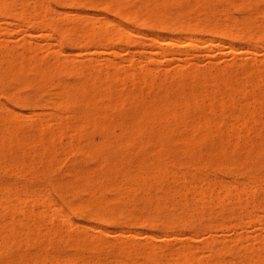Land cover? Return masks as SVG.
Wrapping results in <instances>:
<instances>
[{
	"label": "rangeland",
	"instance_id": "1",
	"mask_svg": "<svg viewBox=\"0 0 264 264\" xmlns=\"http://www.w3.org/2000/svg\"><path fill=\"white\" fill-rule=\"evenodd\" d=\"M7 1L10 6L0 7V58L8 52L10 59L9 69L0 61V263L264 264V1ZM89 28L103 39L93 36L88 43ZM76 29L92 35L80 33L82 40L73 43ZM183 139L197 147L185 150Z\"/></svg>",
	"mask_w": 264,
	"mask_h": 264
},
{
	"label": "bare ground",
	"instance_id": "2",
	"mask_svg": "<svg viewBox=\"0 0 264 264\" xmlns=\"http://www.w3.org/2000/svg\"><path fill=\"white\" fill-rule=\"evenodd\" d=\"M11 1H12V0H11ZM11 1L9 0V2H11ZM17 1H18V0H17ZM65 1H66V0H65ZM122 1H123V0H122ZM152 1H153V0H152ZM263 1H264V0H263ZM7 2H8L7 0H0V7H1L2 5H4V3H5V5H6ZM19 2L21 3L20 0H19ZM22 2H23V1H22ZM24 2H26V1L24 0ZM24 2H23V3H24ZM40 2H41V0H40ZM42 2H43V1H42ZM69 2H70V4H71L72 2L74 3V0H70ZM149 2H150V1H149ZM36 3H37V2H36ZM140 3H141V2H140ZM152 3H155V2H152ZM189 3H190V2H189ZM13 4H16V2H15V3L13 2ZM27 4L29 5V3H27ZM38 4H40V3H38ZM76 4H77V3H75L73 6H75ZM121 4H122V3H121ZM144 4H146V3L144 2ZM147 4H148V3H147ZM147 4H146V5H147ZM253 4H254V2H253ZM7 5L10 6L8 3H7ZM21 5H22V4H21ZM24 5H25V4H24ZM24 5H23V6H24ZM35 5H36V4H35ZM71 5H72V4H71ZM117 5H118V4H117ZM148 5H149V4H148ZM151 5H152V4H151ZM235 5H236V4H235ZM247 5H248V4H247ZM12 6H13V5H12ZM19 6H20V5H19ZM33 6H34V5H33ZM244 6H245V5H244ZM16 7H18V6H16ZM37 7H38V6H37ZM144 7H145V5H144ZM146 7H147V6H146ZM149 7H150V6H148V8H149ZM151 7H152V6H151ZM207 7H208V6H207ZM254 7H255V5H254ZM2 8H3V7H2ZM5 8H7V7H5ZM9 8H10V7H9ZM9 8H7V9L9 10ZM28 8H29V6H28ZM130 8H131V7H130ZM211 8H212V7H211ZM241 8H242V7H241ZM255 8H256V7H255ZM255 8H254V9H255ZM18 9H19V8H18ZM30 9H32V8H30ZM30 9H29V10H30ZM45 9H46V8H45ZM45 9H44V10H45ZM135 9H136V8H135ZM184 9H185V7H184ZM257 9H258V8H257ZM0 10H1V8H0ZM4 10H6V9H4ZM8 10H7V12H8ZM10 10H11V9H10ZM26 10H27V9H26ZM32 10L34 11L33 13H36V10H37V9H32ZM149 10H150V8H149ZM167 10H168V9H167ZM185 10H186V9H185ZM2 11H3V9H2ZM12 11H13V10H12ZM20 11H21V10H19V12H20ZM39 11H40V8H39ZM125 11H126V10H125ZM145 11H146V9H145ZM0 12H1V11H0ZM3 12H4V11H3ZM21 12H22V11H21ZM25 12H26V11H25ZM25 12H24V18L26 17V16H25V14H26ZM46 12L49 13V11H46ZM128 12H129V11H127V13H123V14H130V12H129V13H128ZM205 12H206V11H205ZM16 13H17V11H16ZM22 13H23V12H22ZM28 13H29V12H27V14H28ZM37 13H38V12H37ZM40 13H41V12H40ZM186 13H187V12H186ZM208 13H209V12H208ZM6 14H7V13H6ZM11 14H12V12H11ZM19 14H21V13H18V15H19ZM38 14H39V13H38ZM41 14H43V13H41ZM123 14H122V16H123ZM190 14H191V13H190ZM218 14H219V13H218ZM223 14H224V13H223ZM0 15H2V14H0ZM8 15H10V11L8 12ZM18 15H15V17L17 18ZM206 15H207V14H206ZM19 16H21V15H19ZM19 16H18V17H19ZM42 16H43V15H41V17H42ZM126 16H128V15H126ZM129 16L132 17L131 15H129ZM134 16H136V14H135ZM172 16H173V15H172ZM188 16H189V15H188ZM203 16H204V15H203ZM250 16H251V15H250ZM12 17H13V16H12ZM21 17H22V16H21ZM45 17H46V16H45ZM124 17H125V16H124ZM141 17H142V16H141ZM42 18H43V17H42ZM138 18H139V17H138ZM253 18H254V17H253ZM212 19H213V18H212ZM227 19H228V18H227ZM140 20H141V18H140ZM182 20H183V19H182ZM193 20H194V19H193ZM219 20H220V19H219ZM42 21H44V20H42ZM45 21H46V20H45ZM47 21H48V20H47ZM74 21H75V20H74ZM130 21H131V20H130ZM191 21H192V20H191ZM243 21H244V20H243ZM93 22H94V21H93ZM93 22H91V24H92ZM106 22H107V21H106ZM178 22H179V21H178ZM230 22H231V21H230ZM238 22H239V21H238ZM262 22H263V21H262ZM41 23H42V22H41ZM41 23H38V25H37L36 28H39V27L42 28V26H43L44 24H43L42 26H41V25L39 26V24H41ZM44 23H45V22H44ZM77 23H79V22H77ZM81 23H82V22H81ZM87 23H88V22H87ZM108 23H109V21H108ZM192 23H193V22H192ZM198 23H199V22H198ZM224 23H225V22H224ZM48 24H49V22L47 23V26H48ZM91 24H89V26H90ZM174 24H175V23H174ZM248 24H249V23H248ZM79 25H80V24H79ZM93 25H95V23H94ZM93 25H92V26H93ZM114 25H115V23H114ZM229 25H230V24H229ZM235 25H236V24H235ZM261 25H262V24H261ZM34 26H35V25H34ZM34 26H33V27H34ZM38 26H39V27H38ZM44 26H46V25H44ZM86 26H87V25H85L84 27H81V29H82V28H85V29H86ZM117 26H118V25H117ZM186 26H187V25H186ZM30 27H31V26H30ZM33 27H32V28H33ZM79 27H80V26H79ZM90 27H91V26H90ZM125 27H126V26H125ZM167 27H168V26H167ZM188 27H190L189 24H188ZM196 27H197V26H196ZM205 27H206V26H205ZM208 27H209V26H208ZM233 27H234V26H233ZM260 27H261V26H260ZM43 28H45V27H43ZM92 28H93V27H92ZM92 28H89V30H90V29L92 30ZM211 28H212V27H211ZM230 28H232V27H230ZM240 28H241V27H240ZM39 29H40V28H39ZM81 29H80V30H81ZM85 29H84V30H85ZM87 29H88V26H87ZM95 29H96V27H95ZM121 29H124V28H121ZM253 29H254V28H253ZM256 29H257V28H256ZM256 29H255V30H256ZM80 30H79V31H80ZM91 30H90V31H91ZM125 30L127 31L126 28H125ZM136 30H137V29H136ZM239 30H240V29H239ZM75 31H77V32H75V33L77 34V36L74 35L75 37H73V35H72L73 40H72V39H69L71 36L68 35L69 38L66 36L69 40L73 41V43H74L76 40H77L76 42H78V39H76V40L74 41L75 38H78V37H79V39L81 38V36H78V34H80L81 32L78 33V30H77V29H76ZM85 31H87L88 33H90V36L92 35L91 32L93 33V35H92L91 37H89V36L86 37L88 33L86 34V32H85V33L83 32L84 35L86 34V36H85V37H86V40L89 39V38H92V37L94 36V32H93V30H92L91 32L88 31V30H85ZM95 31H96V30H95ZM257 31H258V29H257ZM96 32L99 34L100 31H96ZM101 32H102V31H101ZM182 32H183V31H182ZM223 32H224V31H223ZM223 32H222V33H223ZM237 32H238V31H237ZM83 33H81V35H82ZM103 33H104V32H103ZM217 33H218V32H217ZM225 33H226V31H225ZM256 33H257V32H256ZM73 34H74V33H73ZM98 34H97V36H98ZM207 34H209V31H208ZM228 34H229V33H226V35H228ZM88 35H89V34H88ZM104 35H105V34H104ZM255 35H256V34H255ZM82 36H83V35H82ZM95 36H96V33H95ZM95 36H94V37H95ZM97 36H96V37H97ZM191 36H192V35H191ZM219 36H220V35H219ZM72 37H71V38H72ZM83 37H84V36H83ZM98 37L101 38V40H102V39H103L102 37H104V36H101V33H100V35H99ZM105 37H107V36H105ZM113 37L115 38V36H113ZM122 38L124 39L123 36H122ZM122 38H121V39H122ZM92 39H93V38H92ZM106 39H107V38H106ZM189 39H190V38H189ZM81 40H82V38H81ZM81 40H79V41H81ZM89 40H90V39H89ZM95 40H98V42L100 41L99 39H95ZM117 40H118V39H117ZM159 40H160V39H159ZM190 40H191V39H190ZM262 40H263V39H262ZM84 41H85V40H84ZM91 41H92V40H91ZM105 41H107V40L104 39L103 42H105ZM108 41H110V40H108ZM118 41H119V40H118ZM127 41H128V40H127ZM67 42L69 43L68 40H67ZM76 42H75V43H76ZM81 42H82V41H81ZM87 42H88V40H87ZM87 42H86V43H87ZM98 42H97V44H98ZM111 42H112V41H111ZM172 42H173V41H172ZM172 42H171V43H172ZM71 43H72V42H71ZM84 43H85V42H84ZM86 43H85V45H86ZM88 43H89V42H88ZM100 43H102V41H101ZM106 43H107V42H105V44H106ZM112 43H113V42H112ZM124 43H125V42H124ZM209 43H211V42H209ZM212 43H213V42H212ZM95 44H96V43H95ZM97 44H96V45H97ZM20 45H21V44H20ZM70 45H71V46H74L75 44L72 45V44L69 43V46H70ZM93 45H94V44H93ZM99 45H100V44H99ZM99 45H98V46H99ZM86 46H87V45H86ZM101 46H102V44H101ZM4 47H5V46H4ZM18 47H19V46H18ZM21 47H22V46H21ZM21 47H20V48H21ZM95 47H96V46H95ZM16 48H17V47H15V49H16ZM23 48H24V47H23ZM83 48H84V45H83ZM86 48H88V47H86ZM2 49H4V48H2ZM24 49H26V48H24ZM84 49H85V48H84ZM0 50H1V49H0ZM20 51H21V49H20ZM83 51H84V50H83ZM5 52H7V49H5ZM5 52H4V53H5ZM9 52H10V51H9ZM26 52H27V49H26ZM26 52H25V53H26ZM0 54H1V53H0ZM6 54L8 55V52L4 54L5 57H7ZM26 54H27V53H26ZM31 55H33V53H32ZM17 56H20V58H22L23 55H22V54H21V55L18 54ZM3 57H4V56H3ZM5 57H4V58H5ZM15 57H16V55H15ZM23 57H24V56H23ZM4 58L1 57V58H0V61H2V63H3L4 65L7 63V64H8V65L6 64V66L8 67L7 69H9V68H10V67H9V64H10L9 61H10V59L8 60V59L5 58V59H6V60H5ZM17 58H18V57H17ZM17 58H16V59H17ZM11 62H12V61H11ZM25 62H27V59L25 60ZM19 63H21V61H19ZM27 63H28V62H27ZM28 64H29V63H28ZM28 64H27V65H28ZM27 65H26V67H27ZM61 65H62V64H61ZM0 66H1V64H0ZM24 67H25V66H24ZM36 67H37V66H36ZM69 67H70V66H69ZM92 67H93V66H91L90 69H92ZM39 68H40V67H39ZM114 68H115V67H114ZM255 68H256V67H255ZM1 69H2V67H1ZM4 69H6V68L3 67V70H4ZM41 69H42V68H40V70H41ZM90 69H89V70H90ZM256 69H257V68H256ZM27 70H28V69H27ZM96 70H98V68H96ZM145 70H147V69H145ZM252 70H253V69H252ZM257 70H258V69H257ZM1 71H2V70H1ZM4 71H5V70H4ZM31 71H34V70H31ZM36 71H37V70H36ZM117 71H118V69H117ZM190 71H191V70H190ZM259 71H260V70H259ZM25 72H26V71H25ZM38 72H39V70L37 71V74H38ZM49 72H50V71H49ZM118 72H119V71H118ZM147 72L151 73V71H149V70H148ZM251 72L253 73V71H251ZM261 72H262V70H261ZM261 72H260V73H261ZM6 73L10 74V73L7 72V71H6ZM22 73H23V72H22ZM29 73H30V72H29ZM39 73H40V72H39ZM74 73H75V72H74ZM86 73H87V71H86ZM99 73H100V71H99ZM149 73H147V74H149ZM252 73H251V74H252ZM31 74H33V73L31 72L30 75H31ZM61 74H62V73H61ZM75 74H76V73H75ZM77 74H78V73H77ZM108 74H109V73H108ZM112 74H113V73H112ZM11 75H12V74H11ZM34 75H35V74H34ZM118 75H119V74L115 75V77L118 76ZM228 75H229V74H228ZM228 75H227V76H228ZM8 76H9V75H8ZM12 76H13V75H12ZM32 76H33V75H32ZM36 76H37V75H36ZM73 76H74V75H73ZM77 76H78V75H77ZM77 76H76V77H77ZM91 76H92V75H91ZM98 76H99V75H98ZM149 76H150V75H149ZM149 76H148V77H149ZM176 76H177V75H176ZM181 76H182V75H181ZM215 76H216V75H215ZM215 76H214V80L216 79ZM217 76H218V75H217ZM251 76H252V75H251ZM251 76H248V77H251ZM33 77H35V76H33ZM37 77H38V76H37ZM93 77H94V76H93ZM195 77H196V76H195ZM1 78H2V76H1ZM7 78H8V77H7ZM99 78H100V77H99ZM99 78H98V81H99ZM157 78H158V77H157ZM157 78H156V79H157ZM200 78H201V77H200ZM263 78H264V77H263ZM32 79H33V78H32ZM34 79H35V78H34ZM261 79H262V78H261ZM36 80H37V78H36ZM100 80H101V79H100ZM154 80H155V79H154ZM160 80H161V79H160ZM216 80H217V79H216ZM249 80H250V79H249ZM251 80H253V79H251ZM32 81H33V80H32ZM78 81H79V80H78ZM118 81H119V80H118ZM223 81H224V80H223ZM254 81H255V80H254ZM57 82H58V81H57ZM76 82H77V81H76ZM143 82H144V81H143ZM153 82H155V81H153ZM178 82H179V81H178ZM182 82H183V81H182ZM218 82H219V80H218ZM29 83H30V82H29ZM59 83H60V82H59ZM80 83H81V82H80ZM86 83H87V81H86ZM86 83H85V84H86ZM216 83H217V82H216ZM225 83H226V81H225ZM21 84H22V83H21ZM24 84H25V83H24ZM26 84H27V83H26ZM74 84H75V83H74ZM186 84H187V83H186ZM201 84H202V83H201ZM204 84H205V82H204ZM29 85H30V84H29ZM55 85H56V84H55ZM70 85H71V84H70ZM75 85H76V84H75ZM103 85H104V87H106L105 84H103ZM197 85H198V84H197ZM199 85H200V84H199ZM199 85H198V86H199ZM214 85H215V84H214ZM246 85H247V84H246ZM73 86H74V85H73ZM99 86H100V85H99ZM122 86H123V85H122ZM205 86H206V84H205ZM218 86H219V85H218ZM218 86H217V87H218ZM237 86H238V85H237ZM77 87L79 88V86H77ZM77 87H75V89H76ZM238 87H239V86H238ZM72 88H73V87H72ZM72 88H71V90H72ZM78 88H77L76 90H79ZM203 88H204V87H203ZM236 88H237V87H236ZM80 89H81V88H80ZM83 89H84V88H83ZM83 89H81V90H83ZM86 89L88 90L87 86H86ZM190 89H191V88H190ZM204 89H205V88H204ZM228 89L230 90V88H228ZM233 89H234V88H233ZM240 89H241V88H240ZM258 89H259V88H258ZM84 90H85V89H84ZM87 90H86V91H87ZM103 90H104V89H103ZM103 90H102V91H103ZM105 90H106V89H105ZM156 90H157V89H156ZM179 90H180V89H179ZM186 90H188V89H186ZM231 90H232V89H231ZM231 90H230V91H231ZM74 91H75V90H74ZM99 91H100V90H99ZM106 91H107V90H106ZM160 91H161V90H160ZM230 91H228V92H230ZM240 91H241V90H240ZM259 91H260V90H259ZM71 92H72V91H71ZM71 92H70V93H71ZM77 92H78V91H77ZM88 92H89V91H88ZM88 92H87V93H88ZM127 92H128V91H127ZM139 92H140V91H139ZM180 92H181V91H180ZM202 92H203V91H202ZM205 92H206V90H205ZM237 92H238V91H237ZM52 93H53V92H52ZM59 93H60V91H59ZM80 93H81V95H80ZM82 93H83V92L81 91V92L76 93V95L79 94L78 96H81V97H82V95H84V94H82ZM106 93H107V92H106ZM171 93H172V92H171ZM189 93H190V92H189ZM210 93H211V92H209V94H210ZM247 93H248V91H247ZM85 94H86V93H85ZM101 94H102V93H101ZM107 94H108V93H107ZM190 94H191V93H190ZM219 94H220V93H219ZM221 94H223V93L221 92ZM230 94H232V93H230ZM236 94H237V93H236ZM241 94H242V93H241ZM58 95H59V94H58ZM69 95L72 96V94L62 93V96H63V97H66V96H69ZM87 95L89 96V93H88ZM99 95H100V93H99ZM161 95H162V94H161ZM170 95H171V94H170ZM174 95H175V94H174ZM203 95H204V94H203ZM224 95H225V93H224ZM228 95H229V94H227V97H228ZM248 95H250V94H248ZM19 96H20V95H19ZM56 96H57V95H56ZM56 96H55V97H56ZM60 96H61V95H59V97H60ZM74 96H75V95H74ZM90 96H92V95H90ZM90 96H89V97H90ZM97 96H98V95H97ZM184 96H187V94L184 95ZM207 96H209V95H207ZM221 96H222V95H221ZM225 96H226V95H225ZM259 96H260V95H259ZM86 97H87V96H86ZM86 97H85V95H84V98H86ZM89 97H87V98H89ZM114 97H115V96H114ZM141 97H142V96H141ZM212 97H213V95H212ZM67 98H68V97H67ZM67 98H65V99H67ZM75 98H76V99H77V98L79 99L80 97H76V96H75L74 99H75ZM94 98H95V97H94ZM94 98H93V99H94ZM97 98H98V97H97ZM184 98H185V97H184ZM186 98H187V101H186L185 104H187V102H188L189 105H190V102L188 101V98H189V97L187 96ZM186 98H185V100H186ZM193 98H194V97H193ZM222 98H223V96H222ZM245 98H246V97H245ZM261 98H262V97H261ZM18 99L20 100L19 97H18ZM59 99H63V98H59ZM74 99H73V101L75 102ZM80 99H82V98H80ZM80 99H79V100H80ZM93 99L90 98V101H91V100L93 101ZM100 99H101V98H100ZM102 99H103V98H102ZM133 99H134V98H133ZM172 99H173V98H172ZM181 99H182V98H181ZM209 99H210V98H209ZM225 99H226V98H225ZM251 99H252L251 101H254L253 103H256L255 98H251ZM253 99H254V100H253ZM15 100H17V97L15 98ZM15 100H14V101H15ZM22 100H23V99H22ZM63 100H64V99H63ZM69 100H70V99H69ZM94 100H95V99H94ZM135 100H136V99H135ZM170 100H171V99H170ZM192 100H193V99H192ZM213 100H214V99H213ZM17 101H18V100H17ZM17 101H16V102H17ZM57 101H58V100H56V102H57ZM59 101H60V100H59ZM65 101H66V100H65ZM77 101H78V100H77ZM80 101H81V100H80ZM83 101H85V99H84ZM88 101H89V100H88ZM88 101H87V102H88ZM107 101H108V100H107ZM226 101H227V99L224 101V103H225ZM241 101H242V100H241ZM18 102H19V101H18ZM22 102H23V101H22ZM52 102H53V101H52ZM52 102H51V104L54 106V104H55L56 102H55V103L53 102L54 104H53ZM69 102H71V100H70ZM133 102H135V101H133ZM161 102H162V101H161ZM167 102H168V100H167ZM170 102H171V101H170ZM204 102H205V101H204ZM216 102H217V101H216ZM246 102H247V100H246ZM246 102H243V104L246 103ZM63 103H64V102H63ZM66 103H67V102H66ZM71 103H73V102H71ZM83 103L85 104V102H83ZM108 103H109V102H108ZM173 103H175V100H173ZM218 103H219V102H218ZM24 104H25V103H24ZM158 104H159V103H158ZM192 104H193V103H192ZM256 104H257V103H256ZM59 105H60V104H59ZM59 105L56 103V106H59ZM70 105H71V104H70ZM74 105H75V104H74ZM74 105L72 104V106H74ZM78 105L80 106L81 103H79ZM78 105H77V106H78ZM172 105H173V104H172ZM174 105H176V104H174ZM202 105H203V103H202ZM202 105H201V106H202ZM228 105H229V104H227V106H225V107H226V108H229ZM82 106H83V104H82ZM89 106H90V104H89ZM107 106H108V105H107ZM144 106H145V105H144ZM155 106H156V105H155ZM162 106H166L168 109H172L171 107L169 108V106L166 105V103H165V105H164V102H163V105H162ZM234 106H235V105H234ZM241 106H242V105H241ZM243 106H244V105H243ZM245 106H246V105H245ZM92 107H93V106H92ZM92 107H91V108H92ZM98 107H99V106H98ZM98 107H97V109H99ZM111 107H112V106H111ZM138 107H139V106H138ZM160 107H161V106H160ZM215 107H219V106H216V105H215ZM246 107H247V106H246ZM257 107H258V106H257ZM105 108H106V107H105ZM107 108H108V107H107ZM136 108H137V107H136ZM136 108H135V109H136ZM140 108H141V107H140ZM154 108H155V107H154ZM157 108H158V106H157ZM157 108H156V109H157ZM161 108H162V107H161ZM161 108H160V109H161ZM167 108H165V109H167ZM184 108H185V107H184ZM191 108H192V107L190 106V109H191ZM202 108H203V107H202ZM223 108H224V107H223ZM223 108H222V109H223ZM235 108H236V107H235ZM88 109H89V108H88ZM102 109H103V108H102ZM108 109H109V108H108ZM146 109H147V107L145 108V110H146ZM148 109H149V108H148ZM148 109H147V112H148ZM158 109H159V108H158ZM190 109H189V110H190ZM248 109H249V108H248ZM253 109H254V108H253ZM100 110H101V109H100ZM138 110H139V109H138ZM175 110H176V109H175ZM182 110H183V109H182ZM189 110H188V111H189ZM210 110H211V109H210ZM228 110H229V109H228ZM259 110H260V109H259ZM89 111H90V109H89ZM92 111H93V110H92ZM98 111H99V110H98ZM136 111H137V110H136ZM142 111H144V109H143ZM157 111H158V110H157ZM173 111H174V110H173ZM178 111H179V110H178ZM208 111H209V109H208ZM246 111H247V110H246ZM254 111H255V109H254ZM138 112H139V111H138ZM144 112H145V111H144ZM149 112H150V111H149ZM149 112H148V113H149ZM179 112H181V111H179ZM179 112H178V114H179ZM182 112H183V111H182ZM218 112H219V111H218ZM255 112H256V111H255ZM258 112H259V111H258ZM83 113H84V112H83ZM148 113H147V114H148ZM172 113H173V112H172ZM184 113H185V112H184ZM206 113H207V112H206ZM241 113L244 114L242 111H241ZM94 114H95V113H94ZM138 114H139V113H138ZM138 114H137V115H138ZM147 114H146V115H147ZM189 114H190V113H189ZM210 114H211V113H210ZM214 114H215V113H214ZM214 114H213V115H214ZM257 114H258V113H257ZM91 115H92V114H91ZM91 115H90V116H91ZM128 115H129V114H128ZM137 115H136V116H137ZM139 115H141V114H139ZM142 115H143V114H142ZM144 115H145V114H144ZM144 115H143V117H145ZM148 115H149V114H148ZM218 115H219V114H218ZM81 116H82V115H81ZM126 116H127V115H126ZM169 116H171V115H169ZM172 116H173V115H172ZM209 116H210V115H209ZM241 116H242V115H241ZM260 116H261V115H260ZM85 117H86V116H85ZM146 117H147V116H146ZM152 117H154V116H152ZM157 117H159V116H156V118H157ZM247 117H248V116H247ZM82 118H83V117H82ZM122 118H123V117H122ZM137 118H138V117H137ZM139 118H140V117H139ZM169 118H170V117H169ZM253 118H254V117H253ZM87 119H89V116L87 117ZM102 119H103V118H102ZM119 119H120V118H119ZM133 119H134V118H133ZM140 119L144 122V123H141V124H140V126H142L143 124H145V121L143 120V118H140ZM144 119H146V118H144ZM147 119H148V118H147ZM158 119H159V118H158ZM158 119H157V120H158ZM186 119H187V118H186ZM189 119H190V118H189ZM239 119H240V118H239ZM242 119H243V118H242ZM116 120H118V119H116ZM159 120H160V119H159ZM163 120H164V118H163ZM207 120H208V119H207ZM236 120H237V119H236ZM77 121H78V120H77ZM151 121H152V120H151ZM168 121H169V120H168ZM215 121H216V120H215ZM217 121H218V120H217ZM217 121H216V122H217ZM243 121H244V120H243ZM95 122H96V120H95ZM100 122H101V121H100ZM136 122H137V119H136ZM136 122H135V123H136ZM138 122H139V120H138ZM148 122L150 123V121H148ZM152 122H153V121H152ZM209 122H210V121H209ZM86 123H87V122H86ZM102 123H103V122H102ZM123 123H124V122H123ZM135 123H134V124H135ZM156 123H157V122H156ZM156 123H155V124H156ZM164 123H165V121H164ZM179 123H180V122H179ZM207 123H208V122H207ZM222 123H223V122H222ZM239 123H240V122H239ZM243 123H244V122H243ZM79 124H81V123H79ZM117 124H118V123H117ZM117 124H116V125H117ZM177 124H178V123H177ZM212 124H213V122H212ZM81 125H82V124H81ZM90 125H91V124H89V126H90ZM98 125H99V123H98ZM106 125H107V124H106ZM106 125H105V126H106ZM149 125H150V124H149ZM151 125H152V124H151ZM153 125H154V122H153ZM164 125H165V124H164ZM188 125H189V124H188ZM260 125H261V124H260ZM86 126H87V125H86ZM96 126H97V125H96ZM99 126H100V125H99ZM103 126H104V125H103ZM103 126H102V127H103ZM107 126H108V125H107ZM156 126H157V125H156ZM159 126H160V125H159ZM165 126H167V125H165ZM165 126H164V127H165ZM183 126H184V125H183ZM209 126H211L210 123H209ZM221 126H222V125H220V127H221ZM226 126H227V125H226ZM230 126H232V128H233V125H230ZM36 127H37V126H35V128H36ZM118 127H119V126H118ZM128 127H129V126H128ZM130 127H131V126H130ZM134 127H135V126H134ZM137 127H138V130L141 131V130L139 129V125H138ZM137 127H136V128H137ZM144 127H145V126H144ZM162 127H163V126H162ZM235 127H236V126H235ZM240 127H241V126H240ZM100 128H101V126H100ZM108 128H110V127L108 126ZM108 128H107V132H109V131H108ZM123 128H124V127H123ZM131 128H132V127H131ZM141 128L143 129V127H141ZM169 128H170V127H169ZM36 129H37V128H36ZM80 129H81V128H80ZM115 129H116V128H115ZM117 129H118V128H117ZM117 129H116V130H117ZM166 129H167V128H166ZM184 129H185V128H184ZM208 129H210V127H209ZM208 129H207V130H208ZM213 129H214V128H213ZM219 129H220V128H219ZM236 129H237V128H236ZM12 130H13V129H11V131H12ZM95 130H96V129H95ZM101 130H102V129H101ZM111 130H112V129H111ZM128 130H129V129H128ZM232 130H233V129H232ZM237 130H239V129H237ZM243 130H244V129H243ZM246 130H247V128H246ZM0 131H1V130H0ZM3 131H4V130H3ZM9 131H10V130H9ZM13 131H14V130H13ZM38 131H39V130H38ZM99 131H100V130H99ZM104 131H106V130H104ZM118 131H120V129H119ZM125 131H126V130H125ZM131 131H132V130H131ZM145 131H146V130H145ZM208 131H210V130H208ZM212 131H213V130H212ZM212 131H211V132H212ZM218 131H219V130H218ZM244 131H245V130H244ZM244 131H243V132H244ZM255 131H256V130H255ZM14 132H15V131H14ZM45 132H46V131H45ZM47 132H48V131H47ZM50 132H51V131H50ZM94 132H95V131H94ZM94 132H93V133H94ZM121 132H123V131H121ZM161 132H162V131H161ZM165 132H166V131H165ZM233 132H235V129H234ZM238 132H239V131H238ZM241 132H242V131H241ZM243 132H242V133H243ZM2 133H3V132H2ZM103 133H104V132H103ZM109 133H111V132H109ZM118 133L120 134V132H118ZM131 133H132V132H131ZM142 133H143V132H142ZM242 133H241V134H242ZM254 133H255V132H254ZM0 134H1V133H0ZM8 134H10V133L8 132ZM45 134H46V133H45ZM48 134H49V133H48ZM129 134H130V133H129ZM139 134H140V133H139ZM154 134H155V133H154ZM208 134H209V133H208ZM255 134H256V133H255ZM3 135H4V134H3ZM49 135H50V134H49ZM82 135H83V134H82ZM98 135H99V134H98ZM140 135H141V134H140ZM189 135H190V134H189ZM192 135H193V134H192ZM199 135H200V134H199ZM224 135H225V134H224ZM253 135H254V134H253ZM9 136H11V135H9ZM27 136H28V135H27ZM133 136H134V135H133ZM215 136H216V135H215ZM235 136H236V135H235ZM237 136H238V135H237ZM237 136H236V137H237ZM245 136H246V135H245ZM124 137H125V136H124ZM129 137H130V136H129ZM134 137H135V136H134ZM134 137H133L132 139H135ZM145 137H146V136H145ZM161 137H162V136H161ZM183 137H184V136H183ZM186 137H187V136H186ZM252 137H253V136H252ZM254 137H256V136H254ZM6 138H8V136H6ZM12 138H13V137L11 136V139H12ZM30 138H31V137H30ZM30 138H29V139H30ZM47 138H48V137H47ZM55 138H56V137H55ZM101 138H102V137H101ZM126 138H127V137H126ZM130 138H131V137H130ZM130 138H129V139H130ZM163 138H164V137H163ZM172 138H173V137H172ZM187 138H188V137H187ZM187 138H185V139H187ZM238 138H239V137H238ZM260 138H261V137H260ZM1 139H2V138H1ZM3 139H4V140H7V139L4 138V136H3ZM14 139H16V138H14ZM38 139H39V138H38ZM105 139H106V138H105ZM160 139H161V138H160ZM176 139H177V136H176ZM181 139H182V138H181ZM244 139H245V138H244ZM8 140H9V139H8ZM56 140H57V139H56ZM121 140H122V139H121ZM195 140H196V139H195ZM197 140H198V138H197ZM226 140H227V139H226ZM234 140H235V139H234ZM247 140H248V138H247ZM2 141H3V140H2ZM36 141H37V140H36ZM101 141H102V140H101ZM123 141H124V140H123ZM127 141H128V140H127ZM132 141H133V140H132ZM180 141H182V140H180ZM188 141H189V140H188ZM188 141H187V143L184 141V139H183V141H182L183 143L185 142L184 144H186V146L183 144V145L186 147V148L184 147L185 150H189L190 147H192V148L197 147V144H196L195 147H193L192 145L190 146V143H191V142H188ZM193 141H194V140H193ZM216 141H217V140H216ZM228 141H229V140H228ZM241 141H242V140H241ZM5 142H8V141H5ZM32 142H33V141H32ZM93 142H94V141H93ZM158 142H159V141H158ZM13 143H14V142H13ZM21 143H22V142H21ZM45 143H46V142H45ZM151 143H152V142H151ZM170 143H171V142H170ZM180 143H181V142H180ZM192 143H193V142H192ZM192 143H191V144H192ZM195 143H196V142H195ZM199 143H200V142H199ZM199 143H198V144H199ZM226 143H227V141H226ZM235 143H236V142H235ZM242 143H243V142H242ZM10 144H11V143H10ZM46 144H47V143H46ZM97 144L99 145V143H97ZM129 144H130V143H129ZM158 144H159V143H158ZM200 144H201V143H200ZM210 144H212V143H210ZM213 144H214V143H213ZM230 144H231V143H230ZM232 144H233V143H232ZM239 144H240V143H239ZM255 144H256V143H255ZM1 145H2V144H1ZM8 145H9V143H8ZM49 145H50V144H49ZM94 145H95V143H94ZM180 145H181V144H180ZM214 145H215V144H214ZM237 145H238V144H237ZM13 146H14V145H13ZM46 146H47V145H46ZM159 146H160V145H159ZM181 146H182V145H181ZM188 146H190V147H188ZM205 146H206V145H205ZM215 146H216V145H215ZM228 146H229V143H228ZM238 146H240V145H238ZM253 146H254V145H253ZM253 146H252V147H253ZM261 146H262V145H261ZM261 146H260V147H261ZM96 147H97V146H96ZM99 147H100V146H99ZM99 147H98V148H99ZM162 147H163V146H162ZM164 147H165V146H164ZM252 147H251V149L254 150V147H253V148H252ZM255 147H257V145H256ZM13 148H14V147H13ZM49 148H50V147H49ZM98 148H97V149H98ZM173 148H174V147H173ZM173 148H172V149H173ZM215 148H217V147H215ZM230 148H231V146H230ZM234 148H235V147H234ZM237 148H238V147H237ZM237 148H236V149H237ZM261 148H262V147H261ZM133 149H134V148H133ZM162 149H163V148H162ZM179 149H180V147H179ZM241 149H242V148H241ZM241 149H240V150H241ZM256 149H257V148H256ZM258 149H259V148H258ZM263 149H264V147H263ZM49 150H50V149H49ZM53 150H54V149H53ZM53 150H52V151H53ZM99 150H100V149H99ZM154 150H155V149H154ZM160 150H161V149H160ZM170 150H171V149H170ZM185 150H183V151H184V154H185ZM195 150H196V149H195ZM218 150H219V149H218ZM245 150H246V149H245ZM1 151H2V150H1ZM3 151H4V148H3ZM19 151H20V150H19ZM181 151H182V150H181ZM183 151H182V153H183ZM196 151H197V150H196ZM208 151H211V149H209ZM213 151H214V149H213ZM216 151H217V150H216ZM216 151H215V152H216ZM249 151H250V150H249ZM251 151H252V150H251ZM251 151H250V152H251ZM256 151H257V150H256ZM262 151H263V150H262ZM14 152H15V151H14ZM47 152H49V151H47ZM116 152H117V151H116ZM130 152H131V151H130ZM132 152H133V151H132ZM167 152H168V151H167ZM171 152H172V151H171ZM192 152H193V151H192ZM198 152H199V150L197 151V153H198ZM204 152H205V151H204ZM218 152H219V151H218ZM243 152H244V151H243ZM250 152H248L250 155L253 154V156H254L255 153H256V155H257V152L252 153V152H253V151H252V152H251L252 154H251ZM18 153H19V152H18ZM165 153H166V152H165ZM165 153H164V154H165ZM182 153H181V154H182ZM190 153H191V152H189V154H190ZM258 153H259V152H258ZM5 154H6V153H5ZM48 154H49V153H48ZM153 154H154V153H153ZM189 154H187V155H189ZM200 154H201V152H200ZM209 154H210V152H209ZM211 154H212V153H211ZM246 154H247V153H246ZM249 154H247V155H249ZM14 155H15V154H14ZM14 155H13V156H14ZM90 155H91V154H90ZM122 155H123V154H122ZM156 155H158V154H156ZM167 155H168V154H167ZM191 155H193V154H191ZM194 155H195V154H194ZM194 155H193V157H194ZM196 155H197V154H196ZM198 155H199V154H198ZM207 155H208V153H207ZM207 155H206V156H207ZM213 155H215V154H213ZM247 155H246V156H247ZM256 155H255V156H256ZM260 155H261V154H260ZM15 156H16V155H15ZM110 156H111V155H110ZM159 156H160V155H159ZM163 156H164V155H163ZM189 156H190V155H189ZM208 156H209V155H208ZM210 156H211V155H210ZM215 156H216V155H215ZM229 156H230V155H229ZM17 157H19V156H17ZM22 157H23V156H22ZM155 157H158V156H155ZM161 157H162V156H161ZM167 157H168V156H167ZM184 157H185V156H184ZM186 157H187V156H186ZM200 157H201V156H200ZM216 157H218V156H216ZM216 157H215V160H216ZM236 157H237V155H236ZM259 157H260V156H259ZM262 157H263V156H262ZM25 158H26V157H25ZM115 158H116V157H115ZM229 158H230V157H229ZM248 158H249V157H248ZM250 158L252 159L253 157L250 156ZM171 159H172V161L174 160V158H171ZM198 159H199V158H198ZM210 159H211V158H210ZM260 159H261V158H260ZM16 160H17V159H16ZM121 160H122V159H121ZM123 160H124V159H123ZM156 160H157V159H156ZM215 160H214V161H215ZM217 160H218V159H217ZM220 160H221V159H220ZM237 160H238V159H237ZM221 161H222V160H221ZM250 161H251V160H250ZM257 161H258V160H257ZM177 162H178V161H177ZM189 162H190V161H189ZM212 162H213V160H212ZM120 163H121V162H120ZM142 163H143V161H142ZM179 163H180V162H179ZM257 163H259V161H258ZM12 164H13V163H12ZM14 164H15V163H14ZM18 164H19V163H18ZM22 164H23V163H22ZM146 164H147V163L145 162V167H146ZM148 164H149V163H148ZM182 164H183V163H180L179 165H182ZM186 164H187V162H186ZM238 164H239V163H238ZM113 165H114V164H113ZM179 165H178V166H179ZM196 165H197V164H196ZM256 165H257V164H256ZM21 166H22V165H21ZM115 166H116V165H115ZM140 166H141V164H140ZM148 166H149V165H148ZM150 166H151V164H150ZM183 166H186V165L183 164ZM137 167H138V166H137ZM156 167H157V166H155V169H156ZM241 167H242V166H241ZM110 168H111V167H110ZM110 168H108V169H110ZM134 168H135V167L133 166V169H134ZM149 168H150V167H149ZM182 168H184V167H182ZM25 169H26V168H25ZM113 169H114V168H113ZM115 169H116V168H115ZM133 169H132V170H133ZM135 169H136V168H135ZM141 169H142V168H141ZM157 169H158V168H157ZM233 169H234V168H233ZM151 170H152V169H151ZM162 170H163V169H162ZM241 170H242V169H241ZM241 170H240V171H241ZM262 170H264V169H262ZM123 171H124V170H123ZM135 171H136V170H135ZM137 171L139 172V170H137ZM152 171H153V170H152ZM158 171H160V170H158ZM163 171H164V170H163ZM163 171H162V172H163ZM230 171H231V170H230ZM11 172H12V171H11ZM84 172H85V171H84ZM113 172H115V171H113ZM138 172H135V173H138ZM140 172H141V170H140ZM140 172H139V173H140ZM144 172H145V171H144ZM150 172H151V171H150ZM181 172H182V171H181ZM250 172H251V170H250ZM110 173H111V172H110ZM110 173H109V175H110ZM117 173H119V172L117 171ZM128 173H129V172H128ZM142 173H143V170H142ZM147 173H148V172H147ZM84 174H85V173H84ZM86 174H87V173H86ZM90 174H91V173H90ZM92 174H93V173H92ZM111 174H112V173H111ZM121 174H122V172H121ZM121 174H120V175H121ZM153 174H154V172H153ZM155 174H156V173H155ZM159 174H160V173H159ZM96 175H98V174H96ZM109 175H108V176H109ZM138 175H139V174H138ZM140 175H141V174H140ZM148 175H149V173H148ZM150 175H151V174H150ZM163 175H164V174H163ZM178 175H179V174H178ZM235 175H236V174H235ZM133 176H136V175L133 174ZM133 176H132V177H133ZM153 176H154V175H153ZM153 176H151V177H153ZM101 177H102V176H101ZM115 177H116V176H115ZM119 177H120V176H119ZM130 177H131V176H130ZM136 177H137V176H136ZM138 177H139V176H138ZM141 177H142V176H141ZM146 177H147V175H146ZM81 178H82V177H81ZM81 178H80V179H81ZM134 178H135V177H134ZM134 178H133V179H134ZM154 178H155V177H154ZM159 178H161V177H159ZM177 178H179V176H177ZM201 178H202V177H201ZM84 179H85V178H84ZM84 179H83V181H84ZM93 179H94V177H93ZM95 179H96V178H95ZM95 179H94V180H95ZM102 179H103V178H102ZM102 179H101V180H102ZM116 179H117V178H116ZM129 179H130V178H129ZM135 179H138V178H135ZM135 179H134V180H135ZM147 179H148V178H147ZM259 179H260V178H259ZM121 180H122V179H121ZM125 180H126V179H124V181H125ZM138 180H139V179H138ZM138 180H137V181H138ZM140 180H142V178H141ZM171 180H172V179H171ZM178 180H179V179H178ZM190 180H191V182H192V179H190ZM195 180H196V178H195ZM197 180H198V179H197ZM257 180H258V179H257ZM85 181H86V180H85ZM146 181H148V180H146ZM152 181H154V179H153ZM92 182H93V180H92ZM101 182H102V181H101ZM121 182H122V181H121ZM138 182H139V181H138ZM140 182H141V181H140ZM154 182H155V181H154ZM165 182H166V181H165ZM178 182H179V181H178ZM186 182H187V181H186ZM198 182H199V181H198ZM114 183H115V182H114ZM130 183H132V182H130ZM157 183H158V182L156 181L155 184H157ZM171 183H172V182H171ZM189 183H190V182H189ZM217 183H218V182H217ZM53 184H54V183H53ZM88 184H89V183H88ZM141 184H142V182H141ZM151 184H152V183H151ZM153 184H154V183H153ZM211 184L213 185V183H211ZM246 184H247V183H246ZM55 185H56V184H55ZM135 185H136V184H135ZM214 185H215V182H214ZM219 185H220V184H219ZM150 186H151V185H150ZM180 186H181V185H180ZM180 186H178V187H180ZM215 186H217V185H215ZM228 186H229V184H228ZM111 187H112V186H111ZM134 187H136V186H134ZM143 187H144V185H143ZM140 188H141V187H140ZM145 188H146V187H145ZM148 188H149V187H148ZM183 188H184V187H183ZM195 188H196V187H195ZM207 188H209V187H207ZM220 188H221V187L219 186V188H217V189L219 190ZM71 189H72V188H71ZM111 189H112V188H111ZM113 189H114V187H113ZM115 189H116V188H115ZM154 189H155V188H154ZM154 189H149V190H152V191H153ZM221 189H222V188H221ZM245 189H246V188H245ZM3 190H4V189H3ZM13 190H14V189H13ZM53 190H54V189H53ZM118 190H119V189H117L116 192H118ZM124 190H125V189H124ZM127 190H128V189H127ZM142 190H143V189H142ZM147 190H148V189H147ZM174 190H175V188H174ZM185 190H186V189H185ZM190 190H191V189H190ZM218 190H217V192H219ZM222 190H223V189H222ZM226 190H227V189H226ZM226 190H225V191H226ZM231 190H232V189H231ZM260 190H261V189H260ZM9 191H11V190H9ZM62 191H63V190H62ZM120 191H121V190H120ZM120 191H119V192H120ZM165 191H166V190H165ZM182 191H183V190H182ZM201 191H202V190H201ZM203 191H204V190H203ZM223 191H224V190H223ZM233 191H234V190H233ZM22 192H23V191H22ZM116 192H115L114 194H116ZM119 192H118V193H119ZM138 192H139V191H138ZM153 192H154V191H153ZM208 192H209V191H208ZM212 192H213V191H212ZM220 192H221V191H220ZM235 192H236V191H235ZM255 192H256V191H255ZM8 193H9V192H8ZM14 193H15V192H14ZM14 193H13V195H14ZM141 193H142V192H141ZM150 193H151V192H150ZM174 193H175V192H174ZM197 193H198L197 195L200 196V197H201V195H204L203 193L200 194L199 191H198ZM206 193H207V192H206ZM239 193H240V192H239ZM242 193H243V191H242ZM242 193H241L240 195H243ZM21 194H22V193H21ZM110 194H111V192H110ZM189 194H190V193H189ZM209 194H210V193H209ZM225 194H226V193H225ZM11 195H12V194H11ZM118 195H119V194H118ZM179 195H180V194H179ZM179 195H177V196L179 197ZM205 195H206V194H205ZM232 195H233V194H232ZM253 195H254V194H253ZM76 196H77V195H76ZM116 196H117V195H116ZM149 196H150V195H149ZM198 196H197V198H198ZM216 196H217V195H216ZM228 196H229V195H228ZM230 196H231V192H230ZM233 196H234V195H233ZM32 197H33V196H32ZM123 197H124V196H123ZM169 197H171V196H169ZM203 197H204V196H202V198H203ZM210 197H211V196H209L208 198H210ZM217 197H218V196H217ZM222 197H223V196H222ZM0 198H1V197H0ZM142 198H143V197H142ZM167 198H168V197H167ZM233 198H234V197H233ZM241 198H242V197H241ZM34 199H35V197H34ZM146 199H147V197H146ZM149 199H150V198H149ZM203 199H204V198H203ZM225 199H227V198H225ZM254 199H256V198H254ZM35 200H36V199H35ZM44 200H45V199H44ZM197 200H199V199H197ZM205 200H206V198H205ZM221 200H223V199H221ZM227 200H228V199H227ZM241 200H242V199H241ZM77 201H78V200H77ZM211 201H212V199H211ZM233 201H235V200H233ZM5 202H6V200H5ZM18 202H19V201H18ZM179 202H180V201H179ZM198 202H199V201H198ZM205 202H206V201H205ZM209 202H210V200H209ZM212 202H213V201H212ZM218 202H219V200H218ZM226 202H227V201H226ZM249 202H251V201H249ZM263 202H264V200H263ZM263 202H262V204H263ZM6 203H7V202H6ZM53 203H54V202H53ZM22 204H23V202H22ZM83 204H84V202H83ZM101 204H102V203H101ZM101 204H100L99 207H101V209H102L103 207L101 206ZM130 204H131V202H130ZM147 204H150V202H148V200H147ZM154 204H155V201H154ZM84 205H85V204H84ZM96 205H98V204H96ZM96 205H95V207H97ZM160 205H161V204H160ZM178 205H179V204H178ZM180 205H181V204H180ZM226 205H228V204H226ZM76 206H77V205H76ZM79 206H81V204H80ZM158 206H159V205H158ZM185 206H186V205H185ZM197 206H198V205H197ZM215 206H216V205H215ZM223 206H224V205H223ZM2 207H3V206H2ZM8 207H9V206H8ZM8 207H7V208H8ZM10 207H11V209H13L12 206H10ZM91 207H92V206H91ZM148 207H149V205H148ZM153 207H154V205H153ZM153 207H152V209H154ZM180 207H181V206H180ZM77 208H78V206L76 207V209H77ZM97 208H98V207H97ZM200 208H201V206H200ZM209 208H210V207H209V204H208V209H209ZM263 208H264V207H263ZM11 209H10V210H11ZM57 209H59V208H57ZM72 209H73V208H72ZM79 209H80V208H79ZM82 209H84V208L82 207L81 210H82ZM89 209H90V207H89ZM91 209H92V208H91ZM106 209L108 210L109 208H106ZM127 209H128V208H127ZM150 209H151V208H150ZM172 209H173V208H172ZM177 209H178V207H177ZM187 209H189V208H187ZM190 209H191V208H190ZM13 210H15V209H13ZM68 210H69V209H68ZM118 210H119V209H118ZM118 210H117V211H118ZM129 210H130V209H129ZM179 210H180V209H179ZM205 210H206V209H205ZM218 210H219V209H218ZM59 211H60V210H59ZM76 211H77V210H76ZM82 211H83V210H82ZM97 211L99 212V215H100V212H101V211H99V209H98ZM115 211H116V209H115ZM123 211H124V210H123ZM184 211H185V210H184ZM186 211H187V210H186ZM210 211H211V210H210ZM26 212H27V211H26ZM55 212H56V211H55ZM57 212H58V211H57ZM79 212H80V211H79ZM89 212H90V211H88V213H89ZM104 212H105V211H104ZM124 212H125V211H124ZM177 212H178V211H177ZM195 212H196V215H197V211H195ZM212 212H213V211H212ZM225 212H226V211H225ZM23 213H24V212H23ZM29 213H30V212H29ZM29 213H28L27 216H29ZM58 213H59V212H58ZM60 213H61V212H60ZM60 213H59V214H60ZM83 213H85V212H83ZM83 213H82V214H83ZM86 213H87V212H86ZM94 213H96V209H95V212H94ZM101 213H102V212H101ZM109 213H110V212H109ZM112 213H113V211H112ZM112 213H111L110 215H112ZM125 213H126V212H125ZM132 213H133V212H132ZM220 213H221V212H220ZM7 214H8V213H7ZM20 214H21V213H20ZM96 214H97V213H96ZM117 214H118V213H117ZM184 214H185V213H184ZM8 215H10V214H8ZM15 215H16V214H15ZM30 215H31V213H30ZM105 215H106V213H105ZM107 215H108V214H107ZM152 215H153V214H152ZM173 215H174V214H173ZM186 215H187V214H186ZM76 216H77V215H76ZM96 216H98V215H96ZM17 217H19V216H17ZM23 217H24V216H23ZM23 217H22V218H23ZM84 217H85V216H84ZM101 217H104V216L101 215ZM101 217H100V219H101ZM107 217H108V216H107ZM107 217L105 216V218H107ZM114 217H115V215H114ZM116 217H117V216H116ZM132 217H133V216H132ZM132 217H131V218H132ZM234 217H235V216H234ZM234 217H233V218H234ZM260 217H262V216H260ZM22 218H21V219H22ZM28 218H29V217H27V219H28ZM112 218H113V217H112ZM117 218H119V217H117ZM134 218H135V217H134ZM138 218H139V217H138ZM262 218H263V217H262ZM27 219H25V220L27 221ZM29 219H30V218H29ZM86 219H87V218H86ZM97 219H98V218H97ZM113 219H114V218H113ZM260 219H261V218H260ZM17 220H19V219H17ZM88 220H89V219H88ZM105 220H106V219H105ZM108 220H110V219H107V221H108ZM187 220H188V219H187ZM189 220H190V219H189ZM234 220H235V218H234ZM240 220H241V219H240ZM103 221H104V219H103ZM114 221H115V220H114ZM114 221H113V222H114ZM126 221H127V220H126ZM208 221H209V220H208ZM210 221H211V220H210ZM235 221H237V220H235ZM71 222H72V221H71ZM109 222H111V220H110ZM182 222H183V221H182ZM241 222H242V221H241ZM257 222H258V221H257ZM15 223H16V222H15ZM19 223H20V221H19ZM106 223H107V222H106ZM183 223H184V222H183ZM258 223H259V222H258ZM115 224H116V223H115ZM209 224H210V222H209ZM168 225H169V224H168ZM175 225H176V224H175ZM33 226H34V225H33ZM172 226H173V225H172ZM208 226H209V225H208ZM41 227H42V226H41ZM183 227H184V226H183ZM189 227H190V226H189ZM31 229H32V228H31ZM4 230H5V229H4ZM46 230H47V229H46ZM7 231H8V230H7ZM3 232H4V231H3ZM25 232H26V230H25ZM6 238H7V237H6ZM12 238H13V237H12ZM55 238H56V237H55ZM42 239H43V238H42ZM237 240H238V242H239L240 239H237ZM4 241H5V240H4ZM4 241H3V242H4ZM13 242H14V241H13ZM13 242H12V243H13ZM82 243H83V242H82ZM239 243H241V242H239ZM1 244H2V243H1ZM3 244H4V243H3ZM14 245H15V242H14ZM43 245H44V244H43ZM103 245H104V244H103ZM3 246H4V245H3ZM5 246H6V244H5ZM84 246H85V245H84ZM94 246H95V245H94ZM40 247H41V246H40ZM225 247H226V246H224V248H225ZM234 247H235V246H234ZM1 248H2V247H1ZM4 248H5V247H4ZM9 248H10V247H9ZM83 248H84V247H83ZM49 249H50V248H49ZM88 249H89V248H88ZM90 249H91V246H90ZM92 249H93V248H92ZM222 249H223V248L220 247V250H219V251L222 252ZM236 249H238V248H236ZM2 251H3V250H2ZM93 251H94V250H93ZM219 251H218V252H219ZM6 252H7V251H6ZM110 252H111V251H110ZM142 252H143V251H142ZM161 252H162V251H161ZM218 252H217V254H218ZM0 253H1V252H0ZM95 253H96V252H95ZM155 253H156V252H155ZM233 253H234V252H233ZM237 253H238V252H237ZM240 253H241V252H240ZM3 254H5V253L3 252ZM100 254H101V253H100ZM140 254H141V253H140ZM145 254H146V253H145ZM148 254H149V253H148ZM148 254H146V256H148ZM221 254H222V253H221ZM253 254H255V252H254ZM0 255H2V254H0ZM8 255H9V254H8ZM55 255H56V254H55ZM3 256H5V255H3ZM12 256H13V255H12ZM44 256H45V255H43V257H44ZM143 256H144V254H143ZM146 256H144V257H145V260H146V258H147V260H149V258H151V257H146ZM149 256H150V255H149ZM236 256H237V254H236ZM178 257H179V255H178ZM238 257H239V256H238ZM252 257H253V255H252L251 257H248V258H252ZM14 258H15V257H14ZM41 258H42V257H41ZM57 258H58V256H57ZM127 258H128V257H127ZM152 258H153V257H152ZM180 258H181V256H180ZM243 258H244V257H243ZM2 259H3V258H2ZM2 259H1V260H2ZM8 259H9V257H8ZM153 259H154V258H153ZM244 260H245V258L243 259V261H244ZM2 261H3V260H2ZM6 261H7V260H6ZM35 261H36V260H35ZM56 261H57V260H56ZM59 261H60V260H59ZM150 261H153V260L150 259ZM243 261H242V262H243ZM252 261H253V260H252ZM4 262H5V261H4ZM7 262H8V261H7ZM54 262H55V261H54ZM63 262H65V261H63ZM145 262H146V261H145ZM239 262H241V261H239ZM257 262H258V261H257ZM259 262H260V261H259ZM14 263H15V262H14ZM35 263H36V262H35ZM66 263L68 264V262H66ZM118 263H119V262H118ZM153 263H154V262H153ZM253 263H254V262H253ZM262 263H263V262H262ZM0 264H1V263H0ZM3 264H4V263H3ZM23 264H24V263H23ZM25 264H26V263H25ZM148 264H149V263H148ZM240 264H241V263H240ZM245 264H246V263H245ZM250 264H252V263H250ZM256 264H257V263H256ZM258 264H259V263H258Z\"/></svg>",
	"mask_w": 264,
	"mask_h": 264
}]
</instances>
